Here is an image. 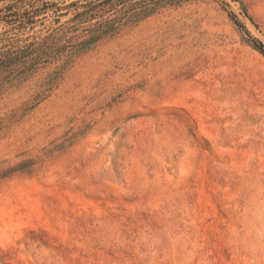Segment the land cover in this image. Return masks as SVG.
Wrapping results in <instances>:
<instances>
[{"label":"rangeland","instance_id":"obj_1","mask_svg":"<svg viewBox=\"0 0 264 264\" xmlns=\"http://www.w3.org/2000/svg\"><path fill=\"white\" fill-rule=\"evenodd\" d=\"M104 1L0 0V264H264V0Z\"/></svg>","mask_w":264,"mask_h":264},{"label":"trees","instance_id":"obj_2","mask_svg":"<svg viewBox=\"0 0 264 264\" xmlns=\"http://www.w3.org/2000/svg\"><path fill=\"white\" fill-rule=\"evenodd\" d=\"M107 1H111V0H105L104 3ZM116 1L117 2H125V0H116ZM150 11L151 10L147 6H145L144 8L132 11V13L129 15H130V17H132V16L140 17V15H145L146 13H149ZM230 17L234 20L235 24H237L238 27L241 30H243L244 33L247 35L248 41L251 43L252 47L257 49L260 53H262L264 55V44L258 38L252 36L249 33V31L245 28L243 23L240 20H238V18L236 17L235 14L230 12ZM5 55H6L5 59H0V69L6 70L8 68V64L10 63V61L17 58V56H15L14 54H5Z\"/></svg>","mask_w":264,"mask_h":264}]
</instances>
